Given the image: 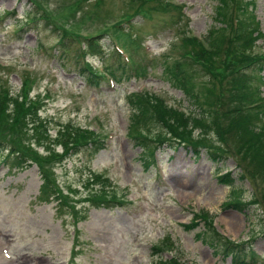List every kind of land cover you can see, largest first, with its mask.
I'll list each match as a JSON object with an SVG mask.
<instances>
[{
    "label": "rangeland",
    "instance_id": "obj_1",
    "mask_svg": "<svg viewBox=\"0 0 264 264\" xmlns=\"http://www.w3.org/2000/svg\"><path fill=\"white\" fill-rule=\"evenodd\" d=\"M142 4L0 0V93L6 92L8 111L12 100L21 103L23 142L42 159L52 156L36 161L27 155L9 167L17 151L11 152L10 143L8 152L0 145L8 156V163L0 162V264H160L171 257L179 264H243L223 254V240L245 244V260L264 264V157L252 155L264 152L263 144L247 147L233 132L239 114L215 105V124L205 130L190 126L187 138L225 153L220 162L210 160L205 148L195 156L172 134L164 137L165 121L155 116L152 123L137 125L154 146L152 163L145 166L148 153L129 133L138 92H148L152 98L146 101L155 108L161 103L196 118L200 114L163 67L182 59L187 33L202 38L213 26L215 0H172L166 7L172 8L161 11ZM255 13L264 34V0H256ZM85 36L99 42L102 53L94 48L89 54ZM256 43L252 52L263 54L264 38ZM106 68L112 77H99ZM90 72L98 84L89 82ZM212 74L195 71V88ZM260 75L264 79V67ZM231 77L225 70L220 85ZM211 100L217 102V91ZM263 109L242 115L254 123L247 129L259 140H264ZM40 123L47 134L37 137L49 139H42L47 148L31 136ZM65 127L70 134L89 130L84 137L93 142L64 147L56 138ZM241 133L253 143L246 130ZM176 161L193 172L176 168ZM224 171L229 175L222 178ZM43 176L49 183L44 197ZM234 201L246 206L239 211L229 206ZM197 212L209 216L212 229L204 219H192ZM192 220L198 226L186 228Z\"/></svg>",
    "mask_w": 264,
    "mask_h": 264
},
{
    "label": "trees",
    "instance_id": "obj_2",
    "mask_svg": "<svg viewBox=\"0 0 264 264\" xmlns=\"http://www.w3.org/2000/svg\"><path fill=\"white\" fill-rule=\"evenodd\" d=\"M151 1L155 3L152 4ZM143 0L142 8L145 9L144 4H147L151 9L154 10H169L172 7L166 8L172 0ZM255 2L256 0H215L213 6V26H211L207 32L199 38L195 35L187 33V36L182 40L186 50L183 52L181 60H174L173 62H165L163 71L168 75L171 84L178 88L185 97L189 98V102L195 107L201 110L198 117H193L191 113L183 110H178L175 107L165 109L161 103L151 105L147 103L146 99L151 97L148 92H138L135 94V99L132 102L136 107V111L133 113L132 121L129 133L135 139L136 143L143 146V153H148L144 156L145 166L152 163V149L154 146L148 144L150 138H147L146 132H141V128H137L139 123L148 124L152 123V119L155 116H162L165 121L166 134L164 137L173 135L175 142L187 144L192 149L194 155H198L201 151L200 148H205L208 157L215 160V162L223 161L227 155L219 151H213L208 146L198 144L187 138V134H191L190 126L193 125L195 128L203 129L211 127L216 123L218 115L216 113L215 105H224L226 107L227 114L229 111H233L238 115L237 120L241 123H235L234 133L238 134L241 140L247 147H258L261 148L263 144L264 151V140H259L257 136L252 133L250 128L254 125L250 120L244 121L242 115L250 116L251 113H256L259 109L264 106V95L261 92V86L264 85V79L260 75V71L264 67V51L263 54H255L252 52V48L257 46L256 41L259 38H264L263 32L260 30V25L255 13ZM141 8V7H139ZM166 8V9H165ZM28 17V16H27ZM92 37L85 36V40L89 41ZM94 41V40H91ZM89 41L87 48L89 54L96 53L92 52L96 48L100 51V43H94ZM264 50V47H262ZM254 55H253V54ZM222 54V55H221ZM89 67V65H87ZM86 66V68H87ZM213 71L210 78L199 85L201 91L197 92L195 86L198 83L197 77L194 75L195 71ZM229 71L232 75L231 79L226 83L225 86L220 85L221 74L225 71ZM106 73L110 71L106 68ZM89 82L98 84V76L95 73H91ZM99 77H105L106 74H98ZM211 89L213 92L208 93ZM217 91V102L213 104L211 97ZM7 101V95L4 90L0 93V145L5 147L8 152L7 145L10 143L11 152L17 151L16 157H13V164H9V167H17L19 163L17 160L31 155V157L40 161L44 158L43 155L34 149L29 143L23 142L26 139L27 129H23L21 120V103L18 100H12L13 108L12 111L9 109ZM256 109V110H255ZM262 114V110L260 112ZM41 124L33 125L34 133L33 136L37 145H45L47 142L43 140H49L48 138L37 137V134L46 133L40 129ZM134 128L143 134L136 133ZM214 129V128H211ZM145 130V129H144ZM247 131L248 134L253 136V143L250 138L243 135L241 132ZM255 130V126L253 127ZM217 132V131H216ZM13 139H10L9 136ZM47 134V133H46ZM85 134L91 135L92 132L89 130L76 129L70 134L68 128L65 127L59 132V136L56 140L66 147L71 145L72 147H79L88 145L89 140H85ZM43 139V140H42ZM164 139V138H163ZM155 141H162L155 139ZM16 146V147H15ZM47 148V145H45ZM240 148V147H239ZM247 153L248 150H245ZM255 159H262L264 152H256L252 154ZM7 154L4 156L0 153V162H7ZM52 156H49L43 161H47ZM147 159V160H146ZM43 172V170H42ZM229 173L221 174L220 177L224 178ZM224 181V180H223ZM48 181L43 176V183L40 186V194L44 197V194L48 192ZM107 200H114L113 197L106 198ZM112 203V202H110ZM229 206L237 208L239 211L243 210L246 206L245 202L234 201L230 202ZM209 216H200L197 212L194 214V220L199 218L204 219L208 229H212L213 221L208 218ZM198 226V222L191 221V224H186L185 227ZM217 235V232H216ZM198 237H202V233L197 232ZM222 250L223 254L228 256L231 255L234 263L242 262L243 264H249V261L245 260V254L242 252L245 244L233 243L230 241L223 240ZM221 242V241H220ZM217 245V243L215 242ZM211 245H214L211 242ZM156 249L153 248L152 251ZM160 248L156 249L159 250ZM251 261L255 260L254 255H250ZM160 264H179L175 258H168L159 260Z\"/></svg>",
    "mask_w": 264,
    "mask_h": 264
},
{
    "label": "bare ground",
    "instance_id": "obj_3",
    "mask_svg": "<svg viewBox=\"0 0 264 264\" xmlns=\"http://www.w3.org/2000/svg\"><path fill=\"white\" fill-rule=\"evenodd\" d=\"M173 165L176 167V168H180V169H184L186 168V172L188 171L189 173H192L193 170L191 168H187V163H184V162H181V161H176L173 163ZM196 173V172H194Z\"/></svg>",
    "mask_w": 264,
    "mask_h": 264
}]
</instances>
